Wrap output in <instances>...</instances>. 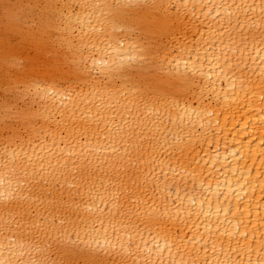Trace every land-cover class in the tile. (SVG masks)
Returning a JSON list of instances; mask_svg holds the SVG:
<instances>
[{
	"label": "bare ground",
	"instance_id": "bare-ground-1",
	"mask_svg": "<svg viewBox=\"0 0 264 264\" xmlns=\"http://www.w3.org/2000/svg\"><path fill=\"white\" fill-rule=\"evenodd\" d=\"M246 2L252 7L237 8L241 0H187V7L183 6L182 0H106L109 7L104 12L127 18L133 25L135 35L143 38L141 47L147 59L138 62L137 71L146 74L153 69L154 61L162 62L164 55L171 53L174 46H179L177 33L182 23L189 28L199 26L202 30L207 29V33L212 35L221 23L228 25L232 22L236 26L239 21L246 33L258 38L264 31V14L260 7L262 0ZM92 12L91 8L86 11L76 8L73 11L67 8L65 0H0V233H7L9 239L14 240L12 232L4 226L7 224L19 234L15 225L17 221L23 220L25 224L33 226L31 235L37 241L54 238L57 234L49 229L52 224L51 205L44 200V197L50 195L51 187L39 188L34 183H23L26 178L32 180V177H25L20 161L25 155L32 156L34 148L39 153L40 148L36 144H29L22 134L40 126L63 127L70 116L78 122L81 117L89 119L98 107L107 112L111 111L109 105H115L122 113V117L118 115L117 120L123 118L131 124L139 125L146 132L150 130L155 140L165 147L175 142L187 147L188 152L195 148L200 163L189 161L186 166L177 167L175 181H168L169 189L165 190L161 185V190H157L153 179L144 170L146 164L139 160L140 145L144 144L147 148V140L133 137L132 142L125 145L128 152L120 153L124 157L120 161L124 175L114 185L116 191L113 194L127 202L132 212L138 210L140 216L158 215L165 203L174 213L172 204L176 201L182 210H192L191 216L182 211L189 222L188 228L193 233L199 231L205 237L217 231L253 232L249 236V240L255 241L251 248L243 244L237 247L234 239L231 251L226 245L222 250L218 244L213 253L209 244V251L202 252L200 259L207 256L210 264H259L264 260V250L260 247L261 234L245 228L244 224L248 220L255 224L256 212L264 214V206H258L260 196L257 183L258 177L264 173V148L259 143L260 138L264 137V122L260 119L261 108H264L260 100V84L264 82V56L260 48L264 45H260L258 39H250L242 54L234 46L231 51L225 48L230 57L242 58L246 62L247 74L231 78L235 84L233 91L238 92L237 98L243 102L241 105L231 99V93L225 97L224 93L230 88L229 79L216 72L210 75L220 93L223 108H216L214 98L211 106L181 103L162 114L145 112L141 102L132 101L131 96L125 99L120 95V92L128 91V78H122L118 72L114 74L115 80L110 79L112 88H104L98 95L80 100L63 90L53 89L51 84L78 70L76 61L79 60V53L84 51L82 29L88 31L89 25L95 24L96 16L99 15L98 11L95 15ZM216 51L219 54V50ZM138 55L132 41H113L111 47L97 50L95 64L97 68L127 65L131 57ZM200 55L203 57L205 53L201 51ZM183 68L182 62L181 70ZM204 71H209L207 66ZM242 82L244 87L241 91ZM116 85H119V92ZM246 92L253 93L247 100ZM244 105L247 115L243 118L249 124L247 133H243L242 124L238 125L242 117L236 115L233 119L234 113ZM229 106L231 111L227 112L226 123L222 113ZM248 137H251L250 141ZM46 143L50 146V141ZM112 163L114 161H109V164ZM173 175L169 171V176ZM205 180L211 184V191L208 190V184L204 183ZM246 181L251 182L256 190L251 191L246 187L241 191L240 186ZM60 182L65 183L64 180ZM67 189L75 192L71 177H67ZM237 193L240 194L238 199L245 201L246 206L252 210V216L245 217L244 223L237 216L216 214L218 206H226L225 196L234 207ZM197 212L202 214L197 217ZM217 221L222 223L218 224ZM239 238L243 239V236ZM144 240L147 242L145 254L148 248L155 251L157 244L161 248L165 247V240L157 237L154 231L151 235L145 232ZM98 241L100 245L114 243L111 228H108L107 240L101 232ZM8 243L9 240L0 237V260L6 261L10 256L12 259L17 258L5 248ZM182 254L183 250L177 254L173 249L172 257L179 261ZM29 258L27 255L23 257L25 260ZM49 258L84 260L87 257L61 255L53 247ZM164 258L171 257L165 252ZM183 258L189 259L187 256Z\"/></svg>",
	"mask_w": 264,
	"mask_h": 264
},
{
	"label": "snow or ice",
	"instance_id": "snow-or-ice-1",
	"mask_svg": "<svg viewBox=\"0 0 264 264\" xmlns=\"http://www.w3.org/2000/svg\"><path fill=\"white\" fill-rule=\"evenodd\" d=\"M65 4L73 11L76 8L85 11L91 8L93 15L97 11L99 15L96 16L97 22L89 25L88 31L82 29L81 40L84 51L79 53V60L76 61L79 65L78 70L53 82L51 84L53 89L63 90L75 99H88L98 95L104 88H112L110 79L115 80L114 74L118 72L122 78H128L126 85L128 91L120 92V95L125 99L131 96L132 101L141 102L145 112L162 114L178 107L181 103L211 106L214 98L216 108H223L224 105L220 103V93L217 92L215 82L210 75L216 72L222 73L229 79L230 88L224 93L225 97L231 93V99L237 105L243 103L237 98L238 92L233 91L235 84L231 78L247 74L246 62L242 58L230 57L228 51L234 46L242 54L247 49L250 39L253 41L258 39L259 44L264 45V31L257 38L246 33L237 21L236 26H233L232 22L228 25L221 23L220 28L209 35L207 29L202 30L199 26L189 28L182 23L180 32L177 33L179 46H174L171 53H167L165 49L167 54L163 56L162 62L154 61L153 69L145 74L137 71L138 62L147 59L141 47L143 38L135 35L133 25L127 18L113 13L106 14L104 9L109 7L106 0H75V3L73 0H65ZM182 4L187 7V0H182ZM236 7L251 8L252 5H248L246 0H241V4ZM260 7L264 14V0ZM125 39L132 41L139 55L131 57L127 65L97 68L95 64L97 50L111 47L113 41L120 43ZM226 47L228 51H225ZM201 51L205 53L203 57L200 55ZM260 53L264 56V47L260 48ZM182 62L183 70H181ZM205 66L209 69L207 73L204 71ZM243 87L242 82L241 91ZM260 88V100L264 105V82L260 84ZM116 90L120 91L119 85H116ZM133 93L139 95H132ZM251 95L253 93L246 92L245 100ZM108 107L111 111L105 112L98 107L89 119L81 117L78 122L70 116L63 127L40 126L22 134L29 144H36L40 148L39 153L34 148L32 156L25 155L20 161L25 177L29 175L32 177V180L26 178L23 183H34V186L39 188L51 187L50 195L44 197V200L51 205L52 224L49 229L57 234L54 238L49 237L41 242L31 235L33 226L25 224L23 220L17 221L15 225L19 234L6 224L5 229L12 232L15 239H9L7 233H0V237L9 240L5 248L17 258L12 259L10 256L6 261L0 260V264H210L207 256L203 260L200 259L202 252L209 251V244L213 253L218 244L222 250L226 245L231 251L234 239L237 247L242 244L248 248L253 246L255 241L249 240L253 232L217 231L209 233L207 237L201 235L199 231L193 233L191 228H188V220L182 214L184 211L191 216L192 210H182L176 201L172 204L174 213L165 203L158 215L140 216L138 210L132 212L127 202L114 195L116 191L114 185L119 183L120 177L124 175L120 163L124 157H121L120 153L128 152L125 145L130 144L133 137L147 140V148L144 144L140 145L139 160L146 164L144 170L153 179L157 190H161V185L163 189H169L168 181L169 179L175 181V176L178 174L177 167L186 166L189 161L195 164H199L200 161L197 159L195 148L188 152L187 147L175 142L165 147L155 140L150 130L146 132L139 125L131 124L123 118L117 120V116L122 117V113L115 105ZM245 109L246 105L240 107L233 115V119L236 115L242 117L238 125L244 126L243 133H247L249 128V124L243 118L247 115ZM228 111H231V106L222 113L226 123ZM260 119L264 122V108H261ZM160 123L163 124V121L161 120ZM248 140L250 141L251 137H248ZM47 141H50V146L47 145ZM259 143L261 148H264V137L260 138ZM109 161L114 163L109 164ZM169 171L174 175L170 177ZM67 177H71L75 192L71 189L66 190ZM61 180L65 183L61 184ZM204 183L208 184V190L211 191V184L207 180ZM257 183L260 196L258 206H264V173L258 177ZM240 187L241 191L246 187L251 191L256 190L248 181ZM239 195L237 193L234 207L232 201L225 196L226 206L223 208L218 206L216 214L223 213L225 217L237 216L241 223H244L245 217L252 216V210L246 206L245 201L238 199ZM168 196L170 198V192ZM179 199L177 193V200ZM201 214L196 213L197 217ZM256 218L255 224L252 220H248L244 227L254 229L261 234L260 247L264 250V214L258 211ZM217 223L222 222L217 221ZM104 225L108 227L105 228ZM108 228H111L115 242L100 245L98 236L103 232L107 240ZM153 231L157 237L165 240V247L161 248L157 244L155 251L148 248L145 254L147 242L144 240V233L148 232L151 235ZM241 236L243 239L239 238ZM53 247L55 252L61 255L68 257L86 255L87 258L53 260L49 258ZM173 249L177 254H181L183 250L179 261L172 257ZM165 252L171 258L165 259ZM25 255L30 258L23 259ZM183 256L189 259L185 260ZM259 264H264V260Z\"/></svg>",
	"mask_w": 264,
	"mask_h": 264
}]
</instances>
